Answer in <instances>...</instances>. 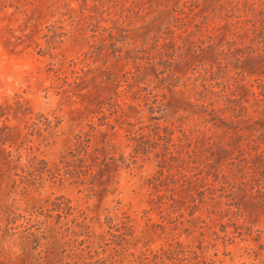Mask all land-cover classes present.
<instances>
[{
    "label": "rangeland",
    "instance_id": "374dc122",
    "mask_svg": "<svg viewBox=\"0 0 264 264\" xmlns=\"http://www.w3.org/2000/svg\"><path fill=\"white\" fill-rule=\"evenodd\" d=\"M0 264H264V0H0Z\"/></svg>",
    "mask_w": 264,
    "mask_h": 264
}]
</instances>
